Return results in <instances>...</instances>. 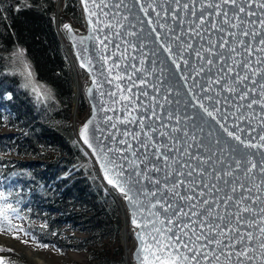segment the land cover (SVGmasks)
<instances>
[{
	"label": "water",
	"instance_id": "obj_1",
	"mask_svg": "<svg viewBox=\"0 0 264 264\" xmlns=\"http://www.w3.org/2000/svg\"><path fill=\"white\" fill-rule=\"evenodd\" d=\"M209 3L217 4L219 0H180L179 4L176 0H78L83 16V32L75 30L68 22L65 24L68 28L64 26L73 58L88 74L84 93L89 111L78 125L76 137L90 149L100 171L99 178L107 190L113 195L114 192L119 193L124 200L128 222L134 228L131 232L135 243L131 251L134 264H141L137 258L140 240L136 233L142 229L132 223L133 213H138V222L142 216L137 206L108 183L107 177H113L117 171L123 172V180L131 177L125 185L131 189L128 194L141 201L145 208L149 201L154 203L160 200L174 202L187 211L188 202L168 191L175 182L176 191L181 195L196 197L192 201L197 204L196 211L203 212L208 207L200 205L201 200L207 199L213 212L227 216L236 212V202L243 196L244 203L253 209L252 213L243 214L245 218L257 221L260 218L259 209L261 201H264V171L261 170L264 169V148L245 147L231 139L220 124L202 111L198 101L193 99V92L197 97L211 95L214 99L219 93L221 105H209L206 100L205 105L210 109L213 106L226 109L230 114L227 121L217 114L222 124L226 123L229 130L236 131L245 142L261 143L259 136L264 135V109L260 104L249 109L248 100L241 101L239 93L245 88L252 89L250 98L259 99L264 75H253L241 66V62L247 60L254 68H264V63H255L264 54L253 51L249 55L245 52V47L257 48L258 41L264 37V30L258 23L264 13L253 7L251 11L256 13L254 16L239 13L244 21L240 28L222 25L226 30L217 31L211 24L216 23L218 28L221 27L223 17L216 15L220 9L208 8ZM185 4L187 8L183 7ZM241 4L247 10L245 0H237V5ZM141 6L147 9V14L141 10ZM201 11L208 23L197 29ZM223 11L228 12L229 18L237 13V9L231 5L224 6ZM173 13L176 19H173ZM209 13L212 15L209 16ZM233 23L239 21L233 20ZM244 30L250 33L247 37L241 34ZM196 31L200 35H196ZM253 31L258 33L255 38L251 35ZM229 33H236V36ZM223 41H227V44L221 48ZM239 41H244V44L241 45ZM181 44L191 45V48L183 49L182 55L172 56L162 47L170 46L175 53ZM233 47L235 52L231 51ZM197 52L200 53L199 57ZM173 59L180 65L179 69ZM184 59L189 62L187 66L183 63ZM229 68H232L231 72ZM237 73L248 75L250 79L237 85L236 93H230L225 90V81L232 84ZM184 76L189 78L185 80ZM210 78L220 81L211 85V92L201 93L199 89L192 88L193 81L207 88ZM253 80L257 82L255 85ZM225 100L227 103H224ZM235 116L241 119L236 120ZM133 118L135 123L125 122ZM141 119L144 121L143 131ZM234 124L244 131L239 132L233 127ZM85 125L88 126V144L82 135ZM126 131L140 133L139 141L131 136L125 137ZM144 133L152 137L147 148L140 144V141L147 139ZM122 139L128 140L136 156L127 150L126 145L119 143ZM115 149L122 152L117 153ZM110 160H115L116 165H123V168L109 163ZM237 161L240 162L239 166ZM250 161L256 164V168L249 172ZM189 171L192 172L191 176L187 175ZM225 172L229 175H224ZM217 176L221 178L217 179ZM155 181H160L159 185ZM225 181L228 183L225 184ZM204 185L209 187L205 188ZM212 185L222 191L216 192ZM233 186L236 188L234 193ZM201 191L205 193L203 197L200 196ZM152 192H156V195H149ZM227 196H232V200L227 201ZM157 210L161 211L159 208ZM253 213L256 215L253 216ZM165 215L168 214L161 211V216ZM232 219L233 226L239 227L242 232L251 231L259 236L258 227L248 228L243 221L237 224L235 217ZM251 247L256 248V243L253 242ZM255 255L253 264H260L259 250Z\"/></svg>",
	"mask_w": 264,
	"mask_h": 264
},
{
	"label": "trees",
	"instance_id": "obj_2",
	"mask_svg": "<svg viewBox=\"0 0 264 264\" xmlns=\"http://www.w3.org/2000/svg\"><path fill=\"white\" fill-rule=\"evenodd\" d=\"M63 6L62 21L82 22L77 0ZM54 9V0H0V127L14 129L0 133V218L20 219L15 225L40 245L121 264L98 249L117 239L120 222L111 195L79 163Z\"/></svg>",
	"mask_w": 264,
	"mask_h": 264
},
{
	"label": "snow or ice",
	"instance_id": "obj_3",
	"mask_svg": "<svg viewBox=\"0 0 264 264\" xmlns=\"http://www.w3.org/2000/svg\"><path fill=\"white\" fill-rule=\"evenodd\" d=\"M176 3L179 4L180 0H176ZM248 8L246 10L244 4L237 5V0H219V3L207 4L208 8L220 9L219 12L216 13L217 16H222L223 19L220 21L221 27L218 28L216 23H212L211 27L216 29L217 31H225L222 25H228L230 28H240L241 25L244 24V21L239 16V13H244L247 16L256 15L255 12L251 11L253 7L261 10V13H264V0H245ZM226 5H231V7L237 9V13H234L232 18H229L228 12L223 11V7ZM151 7V5H149ZM184 8H187L188 5H183ZM141 10L145 11L147 14V9L141 6ZM155 9H153L154 11ZM167 13L165 12V15ZM91 15H95V13H91ZM159 16V13H157ZM193 15H195V10L193 9ZM212 13H209L211 16ZM175 13H173V19H176ZM233 20H238L239 23H233ZM208 21L204 19V12L201 11L199 17V23L196 25L197 29L202 28ZM250 23H253L250 21ZM262 30H264V16H262L258 21ZM65 28H68V25H65ZM155 31V29H153ZM196 35H200L199 31H196ZM241 34L247 37L250 33L247 30L241 32ZM230 36L235 37L236 33H229ZM251 35L255 38L258 33L252 32ZM241 45L244 44V41H239ZM227 44V41H223L220 44L221 48H224ZM258 47L253 49L251 47H245V52L249 55L253 51H256L260 54H264V37H262L258 41ZM164 50L168 52L170 55H182V51L185 47L191 48V45H183L181 44L177 52H173L170 46H164ZM232 52H235L236 49L233 47L231 49ZM196 55L199 57L200 53L197 52ZM173 63L177 65L179 69L180 65L177 63L175 59H173ZM183 63L187 66L188 60L184 59ZM209 64L212 63L211 60L208 61ZM256 64L264 63V56L257 58L255 61ZM83 67V64L81 65ZM241 66L244 67L247 71H251L253 75H264V68H254L250 61H242ZM223 70V69H222ZM229 72L232 71V68L228 69ZM30 75V73H29ZM199 75V73H197ZM120 77H117L119 79ZM185 80L189 77L184 76ZM250 77L248 75L241 76L239 73L236 74V78L232 84H228L225 81L226 91L230 93L237 92V85L244 84L245 81H248ZM219 84V80L213 81L211 78L209 79V86L205 88L204 85L198 84L196 81H193L192 88L199 89L201 93L211 92V85ZM255 85L257 82L255 80L252 81ZM191 90V89H190ZM252 89L245 88L240 91L239 99L241 101L248 100L247 107L251 109L253 105L260 104L261 108L264 109V83L260 84V92L258 93L259 99L250 98V93ZM219 93L216 94V98L214 99L211 95H203L197 97L195 92H193V99L198 101V106L202 109V111L210 118L215 120L218 124L221 125L223 130L227 133V135L238 141L240 144H243L245 147L251 148H264V135L259 136L260 144H253L250 142H245L241 139V135H238L236 131H231L227 127L226 123L222 124L221 119L227 121L229 119V113L223 107L213 106L211 109L205 105L204 101H208L209 105H221V100L218 98ZM122 99H127V97H122ZM227 103V100L224 101ZM217 114H219L221 119L217 118ZM111 119V118H109ZM236 120L241 119L240 116H235ZM247 119V117H245ZM127 123H135L136 120L133 118L132 120H126ZM141 131L144 128L143 119L140 120ZM115 127V125H113ZM239 132H243L242 128H239V125H233ZM154 131V130H153ZM88 126L85 125L82 135L84 136V142L88 144L87 138ZM147 137L146 140L140 141L141 147L147 148L149 146V142L152 140V137L148 133H144ZM163 135V133L161 134ZM125 137L131 136L133 140H138L140 138V133H124ZM120 144H124L127 146V150L132 153L133 156H136V151L133 149L132 145L129 144L127 139H122L119 141ZM91 147V144H89ZM154 147V145H153ZM109 151H113V149H109ZM117 153L122 152L121 149H115ZM158 158H159V150H157ZM122 159H126V157H120ZM146 159V157H145ZM165 159H167L165 157ZM109 163L115 165L116 167L122 169L123 165H116L115 160H110ZM131 163H135L132 161ZM239 161H237V166H239ZM251 164V168L248 169L250 172L252 169L256 168V164L249 162ZM154 170L159 171L158 168L154 167ZM264 171V169H261ZM136 175H140V173H136ZM183 175V173H181ZM188 176L192 175V172L189 171L187 173ZM224 175H229V173L225 172ZM107 176V170H106ZM123 172L117 171L113 177H107L108 183L118 188L121 193L125 195V198L129 200L130 203L137 206L139 214L142 216V220L138 222L137 220V212L133 213L132 223L136 225L137 228L142 229L137 232V238L140 240V249L139 255L137 256L140 259L141 264H253V261L256 259V251L259 250L260 264H264V201H261V207L259 209L260 218L259 220H248L243 215L244 213H252L253 209L244 203L245 198L242 196L239 201L236 202V212L228 213L227 216L220 215L219 213L212 211V206L207 199H203L200 201V205H208L207 208L204 209L203 212L196 211L197 204L192 203L196 199L195 196H187L181 195L178 191H176L177 184L174 182L171 188H168L169 192H172L175 196L179 197L182 201H187L189 204L188 210L185 211L183 207L180 205H176L174 202H162L160 200L149 201L147 208H145L141 201L134 199L128 193L131 191L130 188H126L125 185L130 181L131 177L128 180H123ZM217 179L221 177L217 176ZM157 185H159L160 181H155ZM228 181H225L227 184ZM183 184V181L180 182ZM194 184V182H193ZM205 188L209 187L208 185H204ZM216 192L222 191V189L216 188L215 185L211 186ZM243 188V185H241ZM236 191L235 186L232 187V192ZM250 191V190H249ZM149 195L155 196L156 192L149 193ZM205 193L203 191L200 192V196L203 197ZM251 199V197H248ZM259 199V198H257ZM232 196H227V201H231ZM163 213H167L168 215L161 216V211ZM146 212V215H144ZM256 214L253 213V216ZM235 217V221L239 224L243 221L248 228H252L254 226L258 227L259 236H256L253 232H242L239 227L233 226V219ZM256 243V248H252V243Z\"/></svg>",
	"mask_w": 264,
	"mask_h": 264
},
{
	"label": "rangeland",
	"instance_id": "obj_4",
	"mask_svg": "<svg viewBox=\"0 0 264 264\" xmlns=\"http://www.w3.org/2000/svg\"><path fill=\"white\" fill-rule=\"evenodd\" d=\"M64 1L63 0V5H64ZM55 3V0H54ZM77 5H78V0H77ZM64 7V6H63ZM79 7V12H80V16H81V10H80V5H78ZM64 10H62L61 14H63ZM60 14V15H61ZM53 17H54V28L56 30V35H57V39H58V44H59V50L61 51V54L63 56V59L66 63V68L67 71L69 73V77H70V82H71V99H70V104H71V108H70V118H69V123L68 126L70 127V130L72 132V135L74 137V141L76 143H78V147L81 148L82 150V157L79 161L80 165L84 166V169L87 170V172H90V174L98 180L99 183H101V185L103 186V188L105 190H107L106 186L104 185L102 179H99L98 176V172L95 169L94 166V161L93 158H91L89 152H87V150L85 149V147H83L81 145V143L79 142L78 138L76 137L75 131H74V118L75 122L77 121L78 124H80L88 115V111H89V103H87L86 97H85V93H84V88L85 85L87 84V80H88V74L86 75L87 71L82 70L76 63V71L77 74L79 76V82L81 83V91H80V98H79V107L77 109L76 112V117L73 115L72 112V89H73V73L70 69L69 63L66 59V55H65V51L62 48V40L60 39L59 36V31L58 28L56 27V17H55V9H54V13H53ZM60 17V16H59ZM81 23H79L76 19H74L73 17H68L66 18L64 21L62 22H69L72 24L73 28H75V30L82 32L84 27H83V16H81ZM62 37L65 40L68 50L71 53V49H70V45H69V41L68 39H66L65 36V32L64 30H62ZM76 62V61H75ZM81 77V78H80ZM11 131H14L13 128H9L7 125H3L2 127H0V133H11ZM13 154H10V156H12ZM28 158V157H27ZM108 193L111 195L113 201L115 202V211H116V215L118 217V221L120 222L119 225V229H118V237L117 239L114 240H108L105 241L104 243V247L103 248H98L102 253H107L109 258H114V259H121L122 263L121 264H134L133 263V259L131 258V255L129 253H126V246L125 244H123L121 237H120V230L122 227V215L119 211V204L118 201L116 200L115 196L113 194H111L109 192V190H107ZM1 215V213H0ZM1 217V216H0ZM0 218V221H2V225L0 226V230L1 231H7L10 234H12L14 237H19L21 239H25L28 240L29 242L32 243V245L36 246V247H40V249L46 254L47 258H50L51 262L53 264H98V258H96V256H90L88 251L81 249V250H75V249H71V250H59L56 247H53L52 245H40L38 243H36V241L28 236L27 234H25L24 232H22L21 229H19V227H17L15 225V223H18V225L21 224V220L20 219H11V222L8 221H3V219ZM7 223V224H5ZM14 224V226H13ZM130 228L128 229V237H127V241L126 244L128 247L131 248L132 251V244H133V237H132V233L129 232ZM75 235L77 236H85V233L82 231H75L74 232ZM119 249V255H117V250ZM129 258V259H127ZM127 261H129L127 263ZM0 264H34L33 262H31L30 260L26 259L24 256L20 255L15 249H12L11 247L7 246V245H3L0 244Z\"/></svg>",
	"mask_w": 264,
	"mask_h": 264
},
{
	"label": "bare ground",
	"instance_id": "obj_5",
	"mask_svg": "<svg viewBox=\"0 0 264 264\" xmlns=\"http://www.w3.org/2000/svg\"><path fill=\"white\" fill-rule=\"evenodd\" d=\"M62 1L63 0H55V3H54L56 27L58 28L59 36H60V39L62 40V48L65 51L66 59L69 63L70 69L73 73L74 84H73V89H72V112H73V115L76 117V112H77V109L79 107L78 102H79V98H80V94H81L80 93L81 83L79 82V76H78L77 71H76V62L72 56V51L70 53V51L68 50L67 44L62 37V30H64V26L66 24V22H62L61 17H59L62 10H63V2ZM69 24L71 25V27H73L71 23H69ZM75 119L76 118H74L73 124H74L75 134H77L79 124L77 121L75 122ZM81 145L83 147H85L87 152H89L91 158H93V155H92L90 149L88 147H86L84 144H81ZM93 161H94L95 169L98 172V176L101 178L100 171H99V168L97 167V163L95 161V158H93ZM114 195H115L116 200L118 201L119 211L122 215L123 224H122V227L120 230V233H121L120 237H121L123 244H125V246H126V251H127L126 253H129L131 255V258H132L131 248L127 246L126 241H127V237L129 234L128 229L130 228L129 232L131 233L134 228L128 222V211H126V208L124 206V200L122 199V196L119 193H115V192H114ZM0 244L7 245V246L11 247L12 249H15L20 255L24 256L26 259L30 260L34 264H53L51 262L50 258H47L46 254L40 249V247H36V246L32 245V243L29 242L28 240L21 239L19 237H14L12 234H10L9 232H7L5 230L4 231L0 230ZM134 244L135 243L133 241L132 248L134 247ZM127 259H129V258H127ZM128 262L129 261H127V263Z\"/></svg>",
	"mask_w": 264,
	"mask_h": 264
},
{
	"label": "built area",
	"instance_id": "obj_6",
	"mask_svg": "<svg viewBox=\"0 0 264 264\" xmlns=\"http://www.w3.org/2000/svg\"><path fill=\"white\" fill-rule=\"evenodd\" d=\"M86 75H87V73H86Z\"/></svg>",
	"mask_w": 264,
	"mask_h": 264
}]
</instances>
